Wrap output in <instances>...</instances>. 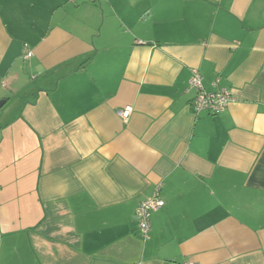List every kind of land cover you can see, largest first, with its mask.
<instances>
[{
	"label": "crops",
	"instance_id": "obj_1",
	"mask_svg": "<svg viewBox=\"0 0 264 264\" xmlns=\"http://www.w3.org/2000/svg\"><path fill=\"white\" fill-rule=\"evenodd\" d=\"M0 101V264H264V0H0Z\"/></svg>",
	"mask_w": 264,
	"mask_h": 264
},
{
	"label": "built area",
	"instance_id": "obj_2",
	"mask_svg": "<svg viewBox=\"0 0 264 264\" xmlns=\"http://www.w3.org/2000/svg\"><path fill=\"white\" fill-rule=\"evenodd\" d=\"M26 56L30 58L32 56L31 52H28ZM217 83L215 86H217ZM189 87L196 91L191 106L197 115L204 112L211 115H218L226 111L229 106L236 101L233 92L227 88L217 87L214 92H207L203 86L202 77L199 73L193 74L189 82ZM133 112L134 108L132 106H126L119 112V116L123 122L127 124ZM160 190V187H158L153 197L142 202L137 209V229L144 239L149 238L153 213L165 207V201L160 196ZM185 264L197 263L187 262Z\"/></svg>",
	"mask_w": 264,
	"mask_h": 264
},
{
	"label": "water",
	"instance_id": "obj_3",
	"mask_svg": "<svg viewBox=\"0 0 264 264\" xmlns=\"http://www.w3.org/2000/svg\"><path fill=\"white\" fill-rule=\"evenodd\" d=\"M5 101H0V110L3 108V106L5 105Z\"/></svg>",
	"mask_w": 264,
	"mask_h": 264
}]
</instances>
